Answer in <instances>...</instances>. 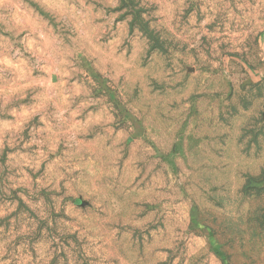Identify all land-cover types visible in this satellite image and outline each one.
Returning <instances> with one entry per match:
<instances>
[{"label": "clouds", "instance_id": "1", "mask_svg": "<svg viewBox=\"0 0 264 264\" xmlns=\"http://www.w3.org/2000/svg\"><path fill=\"white\" fill-rule=\"evenodd\" d=\"M119 4L0 0V175L36 214L0 205L11 224L0 264H212L197 243L204 229L176 211L208 198L234 225L223 238L232 264H264V237L241 219L240 179L264 171V0H141L155 39L139 25L129 34L130 16L117 23ZM17 43L26 56H13ZM208 85L219 95L204 113L207 139L161 182L143 137L126 141L141 123L148 137L172 133Z\"/></svg>", "mask_w": 264, "mask_h": 264}, {"label": "rangeland", "instance_id": "2", "mask_svg": "<svg viewBox=\"0 0 264 264\" xmlns=\"http://www.w3.org/2000/svg\"><path fill=\"white\" fill-rule=\"evenodd\" d=\"M125 9L126 11H124ZM146 10L141 7V0H120L119 7L110 9L109 11L121 13L116 17L117 23L124 21L129 16L132 17L127 22V28L129 34H131L138 25L141 31L146 32V25L141 19V13ZM3 35L7 36L8 33H3ZM146 35H149L150 39H155L147 32ZM101 42L106 44L107 36L102 37ZM165 43L156 39L154 47H159L161 54L167 56L168 48L164 46ZM16 49H19V51L17 52ZM12 53L14 57L27 55L24 52L23 46L18 43L12 48ZM142 67H147V62ZM150 87L153 91L160 92L161 95L164 94L162 85L153 82ZM143 91L139 87L134 88L133 95L141 96ZM218 95V92L213 93L211 91V85L198 92H193L188 98V115L177 125L172 133L164 136L148 137L145 135L148 132V128L141 123L137 129V136L131 137L126 141L131 147L134 139L143 137L140 145L148 153L147 164L149 167H153L154 171L161 173V182H163L164 176L168 175L169 172L173 174L178 172L189 156H194L201 151L200 146L203 140L207 139L206 136L202 135V124L205 122L204 113L208 109V101ZM172 106L175 107V105ZM162 116L163 114H161ZM120 127H123V125H120ZM8 175L7 171H5L4 175H0V205L5 202L11 204L19 201L17 192L20 189L12 190L10 196L6 195L3 191L8 183L6 180ZM240 179L243 180L241 188L243 202L248 204V208L241 219L247 224L253 237H264V171L255 175L245 172ZM51 195L52 193H49L47 190H41L36 199L42 197L45 201H48ZM81 203L83 204V200H81ZM222 206L219 201H213L208 198L199 204L194 201H185L176 210L179 216L186 221V228H191L195 224L204 229L205 235L200 236L197 243H203L210 248L213 254L212 264H232L230 249L233 246V241L223 238L227 233L234 230V225L216 215L213 211V209H218ZM23 213H27L32 217L36 215L28 205L23 201H19L12 215L15 216ZM9 219V217L0 219V228H4L6 231L10 229L11 224L9 223ZM53 224L55 225V219ZM38 228H43V225H38ZM67 239H72V237H68ZM65 243H67V240H65Z\"/></svg>", "mask_w": 264, "mask_h": 264}]
</instances>
